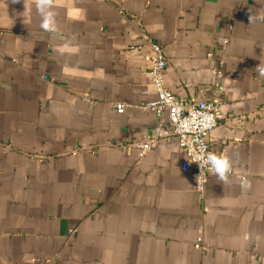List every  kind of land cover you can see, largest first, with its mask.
I'll return each mask as SVG.
<instances>
[{
	"label": "crops",
	"instance_id": "1",
	"mask_svg": "<svg viewBox=\"0 0 264 264\" xmlns=\"http://www.w3.org/2000/svg\"><path fill=\"white\" fill-rule=\"evenodd\" d=\"M37 3L0 0V264H264V0H49L56 32ZM144 33L180 98L222 86L203 192L177 137L139 157L170 129Z\"/></svg>",
	"mask_w": 264,
	"mask_h": 264
},
{
	"label": "built area",
	"instance_id": "2",
	"mask_svg": "<svg viewBox=\"0 0 264 264\" xmlns=\"http://www.w3.org/2000/svg\"><path fill=\"white\" fill-rule=\"evenodd\" d=\"M142 40L147 48L144 55L146 61L151 64L150 72L152 84L156 91V98L150 102L141 104L144 109L154 111L159 117L167 114L170 129H160L156 133L146 134L135 146L139 149V157H143L150 151L156 141L170 135L177 137L181 149L186 155L187 167L192 171L195 180L196 189L204 191L207 177L214 175L207 165L199 168L198 162L192 161L193 158L201 152H212L216 155L224 153L222 150H216L211 146L210 136L214 128L224 118L221 110L222 86L216 84L215 96L209 100H199L196 97L188 99L180 98L166 84L165 70L168 65V59L164 47L149 34L144 33ZM221 69L214 68L212 75L216 78L221 77ZM126 105L117 103L116 110L123 113ZM199 246V244H197Z\"/></svg>",
	"mask_w": 264,
	"mask_h": 264
},
{
	"label": "clouds",
	"instance_id": "3",
	"mask_svg": "<svg viewBox=\"0 0 264 264\" xmlns=\"http://www.w3.org/2000/svg\"><path fill=\"white\" fill-rule=\"evenodd\" d=\"M36 7L41 15L40 27L46 32H56L57 28L54 20L55 13L51 9L49 0H38ZM252 19L253 17L251 16L250 21H252ZM261 74L264 75V70H261ZM192 161L198 162L199 168H201L202 165H207L211 173L222 182L232 171V161L230 157L224 153L216 155L212 152H201L196 155Z\"/></svg>",
	"mask_w": 264,
	"mask_h": 264
},
{
	"label": "water",
	"instance_id": "4",
	"mask_svg": "<svg viewBox=\"0 0 264 264\" xmlns=\"http://www.w3.org/2000/svg\"><path fill=\"white\" fill-rule=\"evenodd\" d=\"M209 99H211V97H208L207 99H199V100H209Z\"/></svg>",
	"mask_w": 264,
	"mask_h": 264
}]
</instances>
